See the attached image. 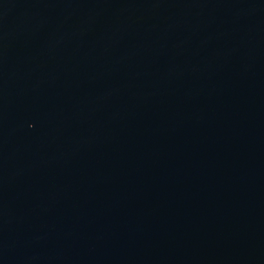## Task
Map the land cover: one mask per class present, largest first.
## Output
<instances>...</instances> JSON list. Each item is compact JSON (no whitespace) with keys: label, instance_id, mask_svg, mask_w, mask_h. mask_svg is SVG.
Instances as JSON below:
<instances>
[{"label":"water","instance_id":"1","mask_svg":"<svg viewBox=\"0 0 264 264\" xmlns=\"http://www.w3.org/2000/svg\"><path fill=\"white\" fill-rule=\"evenodd\" d=\"M0 264H264V0H0Z\"/></svg>","mask_w":264,"mask_h":264}]
</instances>
